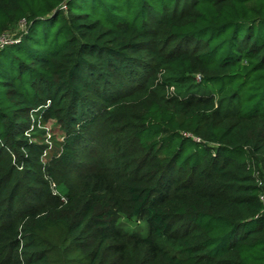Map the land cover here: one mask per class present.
I'll use <instances>...</instances> for the list:
<instances>
[{
	"label": "trees",
	"instance_id": "trees-1",
	"mask_svg": "<svg viewBox=\"0 0 264 264\" xmlns=\"http://www.w3.org/2000/svg\"><path fill=\"white\" fill-rule=\"evenodd\" d=\"M19 27L0 264H264V0H0V38Z\"/></svg>",
	"mask_w": 264,
	"mask_h": 264
},
{
	"label": "rangeland",
	"instance_id": "rangeland-1",
	"mask_svg": "<svg viewBox=\"0 0 264 264\" xmlns=\"http://www.w3.org/2000/svg\"><path fill=\"white\" fill-rule=\"evenodd\" d=\"M22 30L21 27H19L17 30H15L14 32L8 34L5 37H1L0 38V46H3V43L5 41H10L13 38L16 37L17 33ZM39 112H33L31 114V119H32V126L30 131L33 134L39 135L40 134V138H35L32 137V139L34 141H36L37 143H44L46 145H48V150L49 152H56L59 148L61 143L64 140L65 137V133L63 132V130L61 129V127L59 126V124H57L56 122L52 121L50 123L44 124L42 123V121L40 120V117L38 116ZM105 134V133H104ZM106 135V134H105ZM101 136V135H100ZM39 137V136H38ZM102 138V139H101ZM101 151H100V155L102 156V163H104V159L105 157H108L109 154L112 152V149L110 147V144L108 143L109 139H112V136L109 137H104L101 136ZM45 158H47L45 156ZM111 160V154L110 157L106 160ZM109 164H107L108 166ZM120 225L121 227L128 232L129 234H140V235H146L148 232V228L147 225L144 224L143 222L137 221V220H129L126 218H122L120 220Z\"/></svg>",
	"mask_w": 264,
	"mask_h": 264
},
{
	"label": "built area",
	"instance_id": "built-area-1",
	"mask_svg": "<svg viewBox=\"0 0 264 264\" xmlns=\"http://www.w3.org/2000/svg\"><path fill=\"white\" fill-rule=\"evenodd\" d=\"M5 44H8V42H7V41H5V42L3 43V45H5ZM197 78H198V80L200 79V77H199V76H198Z\"/></svg>",
	"mask_w": 264,
	"mask_h": 264
}]
</instances>
